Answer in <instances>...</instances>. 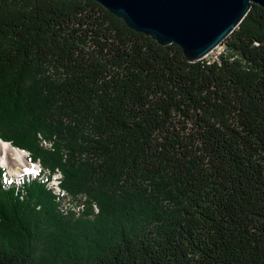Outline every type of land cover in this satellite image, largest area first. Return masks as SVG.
<instances>
[{
  "label": "trees",
  "instance_id": "16d2710c",
  "mask_svg": "<svg viewBox=\"0 0 264 264\" xmlns=\"http://www.w3.org/2000/svg\"><path fill=\"white\" fill-rule=\"evenodd\" d=\"M221 46L191 63L94 0H0V139L86 198L64 215L0 168V264H264V8Z\"/></svg>",
  "mask_w": 264,
  "mask_h": 264
},
{
  "label": "water",
  "instance_id": "95a60500",
  "mask_svg": "<svg viewBox=\"0 0 264 264\" xmlns=\"http://www.w3.org/2000/svg\"><path fill=\"white\" fill-rule=\"evenodd\" d=\"M162 46L178 45L189 62L204 60L264 0H94Z\"/></svg>",
  "mask_w": 264,
  "mask_h": 264
},
{
  "label": "bare ground",
  "instance_id": "6f19581e",
  "mask_svg": "<svg viewBox=\"0 0 264 264\" xmlns=\"http://www.w3.org/2000/svg\"><path fill=\"white\" fill-rule=\"evenodd\" d=\"M11 145L12 144L6 143L0 140V162L6 163L8 161L10 166L14 164L13 163L14 161H20V162L27 161V163L25 166H22V169H19L20 166L17 168H8L9 171L6 169V172L8 173V175L10 174L13 175V176H10V179H11L10 182L13 184L15 183L17 185H20L22 180L25 179L27 176L37 179L38 172H39L38 163H34L33 161L28 160L30 157V153H28L27 151H22L18 148H15L13 145L12 146ZM13 148H15L16 150H13ZM63 179H64V176L60 169H56L55 172L52 171L51 182L54 183V185H59V191L61 193H68V191L63 188ZM51 191L55 193L56 197L58 198L59 195H57V191H54V190H51ZM62 197L59 199L63 200Z\"/></svg>",
  "mask_w": 264,
  "mask_h": 264
},
{
  "label": "built area",
  "instance_id": "2783aa9c",
  "mask_svg": "<svg viewBox=\"0 0 264 264\" xmlns=\"http://www.w3.org/2000/svg\"><path fill=\"white\" fill-rule=\"evenodd\" d=\"M41 138V144L44 147L47 148H52V143L44 140L42 137ZM13 150H16L13 148ZM14 164L10 166L9 162L7 161L6 163H1L4 164V168H17L19 166H25L27 161H14ZM38 163L39 165V172L37 179L38 180H43L45 181L47 179V186L49 189L57 191V195L63 196L64 197V206L59 207V210L61 211L62 214L64 215H75L77 216L78 213H84L86 211V206H85V200L86 198L82 195L73 197L69 193H61L59 191V185H54V183L51 182V173L52 170L49 168H46L43 166L42 162H35ZM95 211L98 213L99 209L95 208Z\"/></svg>",
  "mask_w": 264,
  "mask_h": 264
},
{
  "label": "rangeland",
  "instance_id": "374dc122",
  "mask_svg": "<svg viewBox=\"0 0 264 264\" xmlns=\"http://www.w3.org/2000/svg\"><path fill=\"white\" fill-rule=\"evenodd\" d=\"M223 47L222 46H220L219 48H217L216 50H214L211 54H209V56L207 57V59H209V60H213V59H216L219 55H220V53H222V51H223V49H222ZM1 141H3L2 139H0ZM4 142H6V141H4ZM6 143H10V144H12V142H6ZM13 145V144H12ZM11 145V146H12ZM14 146V145H13ZM15 147V146H14ZM16 148V147H15ZM19 149V148H18ZM20 150H22V149H20ZM22 151H26V150H22ZM28 153H30L29 151H27ZM30 158H31V153H30V157H29V159L28 160H30ZM34 163L35 162H40V160H37V161H33ZM0 168L1 169H3L4 171H5V174H7L8 175V173L6 172V169L8 170V168H4V165H2V164H0ZM19 169H22V166H20L19 167ZM56 170V169H55ZM9 171V170H8ZM53 171V170H52ZM55 172V171H54ZM9 174H10V172H9ZM10 176H13V175H8V177H7V182L9 183V185H11V184H13V183H11L10 181H11V179H10ZM64 176V175H63ZM25 177V176H24ZM32 179H34V178H32ZM48 187V186H47ZM49 189V188H48ZM51 190V189H50ZM55 196H56V194L55 193H53ZM62 197V196H61ZM61 197H59L58 196V201H59V203H60V207H62V206H64V197H62L63 198V200L62 199H59V198H61ZM83 214V213H82ZM81 213H78L77 215V217H80L81 215H82Z\"/></svg>",
  "mask_w": 264,
  "mask_h": 264
}]
</instances>
